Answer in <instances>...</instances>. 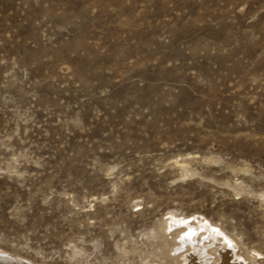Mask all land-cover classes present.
<instances>
[{
  "label": "rangeland",
  "instance_id": "1",
  "mask_svg": "<svg viewBox=\"0 0 264 264\" xmlns=\"http://www.w3.org/2000/svg\"><path fill=\"white\" fill-rule=\"evenodd\" d=\"M263 196L264 0H0V254L264 264Z\"/></svg>",
  "mask_w": 264,
  "mask_h": 264
},
{
  "label": "bare ground",
  "instance_id": "2",
  "mask_svg": "<svg viewBox=\"0 0 264 264\" xmlns=\"http://www.w3.org/2000/svg\"><path fill=\"white\" fill-rule=\"evenodd\" d=\"M176 163L178 164L179 161H176ZM182 170L184 172H187L186 174L189 173L185 166L182 167ZM171 218H172L171 222H168L165 220L161 224L160 228L162 231L166 232L167 229L171 227L173 223L184 226V229L180 230L179 232H176L175 234H172L171 241H173V243L171 245H178L182 243L184 245H187L189 249L191 247L189 252L192 253V255L190 256L187 255V257L186 256L181 257L182 256L181 254V256L177 257V260H180L179 264H182V263L188 264V261H191V260H188L189 258L191 259V258H201L202 257L200 250L197 249L199 237L202 234L203 236L205 234L204 237H206V239L210 241H214V246H217L221 250L220 255L218 256L216 254V257H214L213 262H211L210 264H218V263L219 264H252L253 258H255L253 253H247L245 255H238L237 253H235L238 247L237 243L231 238L223 237L219 229L212 227L211 224L208 222H205L204 219L203 220L195 219L193 222H181L173 217ZM181 232H186V233L181 234ZM180 250L182 251V249ZM214 253H217V252H214ZM0 264H27V263H25L24 261L20 259H10L0 254ZM194 264H198V263H194ZM205 264H209V263L206 262Z\"/></svg>",
  "mask_w": 264,
  "mask_h": 264
}]
</instances>
